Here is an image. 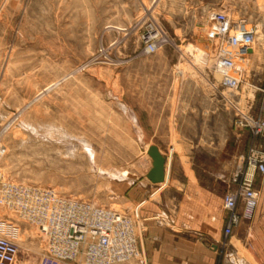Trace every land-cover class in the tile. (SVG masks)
<instances>
[{"label":"rangeland","instance_id":"rangeland-1","mask_svg":"<svg viewBox=\"0 0 264 264\" xmlns=\"http://www.w3.org/2000/svg\"><path fill=\"white\" fill-rule=\"evenodd\" d=\"M176 1L0 0L3 180L118 211L136 226L140 202L150 197L152 207L165 201L173 174L196 182L197 173L209 182L238 153L223 183L226 190L233 186L232 176L252 143L264 150V135L254 137L235 123L234 105L257 114L264 90H254L248 80L251 54L236 58L244 69L239 88L224 85L208 32L212 13L222 11L244 20L241 28L253 27L254 50H264V0H219L206 11L181 10ZM151 24L167 38L157 52L146 53L140 35ZM189 45L208 53V62L188 52ZM156 143L167 158L166 181L150 182L148 189L141 183L152 166L147 149ZM172 162L179 170L171 171ZM214 204L220 213L211 223L222 249L218 263L254 264L234 233L257 208L226 239L228 213L223 201L221 207L219 199ZM0 235L20 245L18 264H38L47 247L38 230L2 202ZM138 235L140 241L139 230ZM148 263L139 245L137 255L123 264Z\"/></svg>","mask_w":264,"mask_h":264},{"label":"built area","instance_id":"built-area-1","mask_svg":"<svg viewBox=\"0 0 264 264\" xmlns=\"http://www.w3.org/2000/svg\"><path fill=\"white\" fill-rule=\"evenodd\" d=\"M244 20L234 21L225 12L212 13L208 32L216 42L215 66L223 75L224 85L238 89L244 69L236 58L248 56L256 43V30L241 28ZM166 33L151 24L141 35L146 53L157 52L166 42ZM235 123L249 128L254 137L264 135V102L257 114L234 105ZM252 143L243 162L232 176L233 186L223 195L228 213L224 236L228 239L242 220L251 219L256 211L259 192L257 174H264V150ZM0 202L19 218L34 226L45 240L46 249L38 264H123L139 252V234L143 227L137 214V226L131 217L115 210L68 198L50 189L3 180L0 177ZM21 247L13 239L0 235V264H18Z\"/></svg>","mask_w":264,"mask_h":264},{"label":"crops","instance_id":"crops-1","mask_svg":"<svg viewBox=\"0 0 264 264\" xmlns=\"http://www.w3.org/2000/svg\"><path fill=\"white\" fill-rule=\"evenodd\" d=\"M176 3L181 10L206 11L215 9L212 6L219 3V0H177ZM254 49L256 48L250 53L252 67L248 80L254 90L262 91L264 50L258 52ZM156 145L165 153L161 145ZM231 157L230 163L218 168L209 182L197 173L194 175L196 182H191L189 177L180 179L173 174L168 184L170 186L164 193L165 201L155 202L152 207L147 205L150 197H144L140 202L143 231L139 245L147 253L148 264H219L218 258L222 249L214 237L217 230L212 224L213 221L217 223L220 213L214 210V203L219 199L221 207L226 190V184L223 183L227 182L226 177L232 172L239 155L232 153ZM150 168L151 166L148 167L147 173ZM182 169L185 170L184 167ZM176 170H179V167L176 168L172 162L171 171ZM256 181L261 194L256 215L252 220L243 222L234 235L244 244L254 264H264V175L259 174ZM149 183V180L144 181L141 186L149 189ZM161 184L164 185L165 182ZM212 203L213 207L210 205ZM176 205L179 209L177 213L174 212ZM221 212L224 223L226 213L224 210Z\"/></svg>","mask_w":264,"mask_h":264},{"label":"water","instance_id":"water-1","mask_svg":"<svg viewBox=\"0 0 264 264\" xmlns=\"http://www.w3.org/2000/svg\"><path fill=\"white\" fill-rule=\"evenodd\" d=\"M148 155L152 159V166L146 174L147 179L153 184L163 183L166 179L167 158L156 144H152L148 149Z\"/></svg>","mask_w":264,"mask_h":264},{"label":"bare ground","instance_id":"bare-ground-1","mask_svg":"<svg viewBox=\"0 0 264 264\" xmlns=\"http://www.w3.org/2000/svg\"><path fill=\"white\" fill-rule=\"evenodd\" d=\"M264 3V2H263ZM264 5V4H263ZM264 7V6H263ZM188 52H190V53H192L196 58H198L199 59V61H202V62H204V63H206V62H208V53H206V52H204V51H201L200 50V48H198V47H194V46H192V45H189L188 47H187V49H186ZM191 54V55H192ZM193 56V57H194ZM216 61V60H215ZM215 68H216V72L222 77V78H224V75H223V73H222V71L219 69V68H217L216 66H215ZM87 145V144H86ZM152 145V144H151ZM151 145H149V147L151 146ZM149 147H148V149H149ZM148 149H147V154H148ZM162 152V151H161ZM150 157V156H149ZM151 158V157H150ZM152 160V159H151ZM166 180V179H165ZM165 182V181H164ZM161 184V183H160ZM93 205V204H92ZM94 206H96V205H94ZM98 207V206H97Z\"/></svg>","mask_w":264,"mask_h":264}]
</instances>
